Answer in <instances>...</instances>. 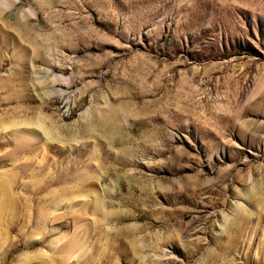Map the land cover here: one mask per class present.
Wrapping results in <instances>:
<instances>
[{"label":"rangeland","instance_id":"obj_1","mask_svg":"<svg viewBox=\"0 0 264 264\" xmlns=\"http://www.w3.org/2000/svg\"><path fill=\"white\" fill-rule=\"evenodd\" d=\"M0 264H264V0H0Z\"/></svg>","mask_w":264,"mask_h":264}]
</instances>
